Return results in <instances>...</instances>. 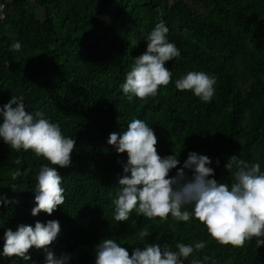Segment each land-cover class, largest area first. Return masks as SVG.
<instances>
[{
    "label": "trees",
    "instance_id": "16d2710c",
    "mask_svg": "<svg viewBox=\"0 0 264 264\" xmlns=\"http://www.w3.org/2000/svg\"><path fill=\"white\" fill-rule=\"evenodd\" d=\"M159 22L180 51L165 64L171 83L155 97L129 100L121 85ZM16 42L19 51L11 47ZM189 71L215 77L211 102L176 89ZM12 97L28 113L44 112L76 146L70 166L61 168L0 138V196L12 201L0 204V264H44L43 248L30 249L29 260L3 256V234L49 220L59 221L60 232L48 250L68 254V264H95L103 239H114L130 255L151 244L177 251V243L204 241L194 252L202 264H264V245L257 247L256 238L242 248L222 246L194 217L161 221L133 212L117 222L112 201L127 154L107 143L111 133L122 134L141 119L153 128L158 154L177 156L170 177L189 152L209 157V178L229 188L235 178L224 165L233 155L259 163L264 173V0H0V107ZM42 166L63 177L65 202L51 216L31 214ZM15 171L21 175L13 180ZM143 229L151 235L141 240Z\"/></svg>",
    "mask_w": 264,
    "mask_h": 264
},
{
    "label": "clouds",
    "instance_id": "9594fccd",
    "mask_svg": "<svg viewBox=\"0 0 264 264\" xmlns=\"http://www.w3.org/2000/svg\"><path fill=\"white\" fill-rule=\"evenodd\" d=\"M168 27L163 22L155 25L147 36V50L134 58L131 70L121 85L123 93L131 100L133 96L144 100L155 97L161 87H167L172 72L165 64L180 56L174 43L168 42ZM13 50L19 51L21 44L14 43ZM216 79L202 71H189L177 79L176 89L191 91L202 102H211L215 94ZM16 105V107H13ZM0 138L19 152L31 150L37 157H43L53 166L65 168L71 164V154L76 142L65 137L59 124L50 122L42 111L28 113L23 102L16 98L0 107ZM107 143L118 154H127L126 173L119 179V186L112 203L115 206L114 219L125 222L133 212L149 220L159 218L167 221L169 216L176 221L188 222L195 218L203 224L209 236L222 246L242 248L256 238L257 247L264 245V173L259 163L249 165L237 155L228 158L225 169L234 174L231 187L218 183L212 161L205 155L189 152L183 167L170 177V171L180 163L176 155L161 157L157 151V137L144 120L134 119L122 134L113 132ZM19 164L20 161L17 160ZM219 164V161L216 162ZM185 169L192 172L189 178ZM130 172V176L127 173ZM20 171L12 173L15 180ZM63 177L55 167L42 166L35 188L33 216L41 212L51 216L58 206L65 202ZM15 185L12 186V189ZM14 191V190H13ZM12 201L0 196V204ZM192 206V211L186 206ZM60 232L57 220L46 224L37 221L35 226L20 224L17 230L8 229L3 234V256L29 260L30 249H45L44 264H68L70 256L48 250ZM141 240L149 237L147 229L139 232ZM177 251L167 244L146 245L136 248L131 255L114 239H103L96 246L95 264H202L194 256L206 247V242L193 244L177 243ZM191 258V259H189ZM208 259L207 257L204 258Z\"/></svg>",
    "mask_w": 264,
    "mask_h": 264
}]
</instances>
